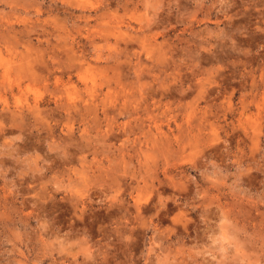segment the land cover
Masks as SVG:
<instances>
[{
	"label": "rangeland",
	"instance_id": "obj_1",
	"mask_svg": "<svg viewBox=\"0 0 264 264\" xmlns=\"http://www.w3.org/2000/svg\"><path fill=\"white\" fill-rule=\"evenodd\" d=\"M0 264H264V0H0Z\"/></svg>",
	"mask_w": 264,
	"mask_h": 264
},
{
	"label": "bare ground",
	"instance_id": "obj_2",
	"mask_svg": "<svg viewBox=\"0 0 264 264\" xmlns=\"http://www.w3.org/2000/svg\"><path fill=\"white\" fill-rule=\"evenodd\" d=\"M2 65V64H1ZM9 71V70H8ZM37 98V97H36Z\"/></svg>",
	"mask_w": 264,
	"mask_h": 264
}]
</instances>
